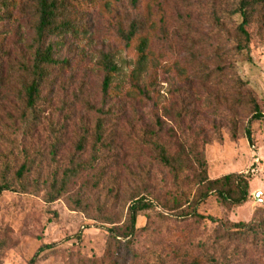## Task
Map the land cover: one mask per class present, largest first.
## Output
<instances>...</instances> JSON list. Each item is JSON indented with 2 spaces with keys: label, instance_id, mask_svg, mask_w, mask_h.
Wrapping results in <instances>:
<instances>
[{
  "label": "rangeland",
  "instance_id": "374dc122",
  "mask_svg": "<svg viewBox=\"0 0 264 264\" xmlns=\"http://www.w3.org/2000/svg\"><path fill=\"white\" fill-rule=\"evenodd\" d=\"M255 2L260 7L249 25L250 47L238 51L235 33L241 17L233 13L236 0H142L137 12L153 20L156 34L139 77V84L147 89L143 97L129 91L130 72L137 62L135 53L127 51L116 35L119 20L97 6V11L85 16L88 31L67 40L60 51L67 64L54 72L45 89L43 137L48 144L51 126L62 129L65 158L73 152L78 132L92 127L97 110L104 109L116 145L104 158L119 184L113 194H107L109 185L97 190L91 184L88 189L77 184L66 197L53 202L47 201L44 191H4L0 196V264L121 262L122 248L119 258L117 247L108 258V225L91 218L95 205L77 210L70 200L79 194L89 201L110 200L107 211L120 227L127 215L124 204L134 186L141 185L140 176L150 191L165 200L173 192V178L155 161L153 133L174 145L173 149L182 145L189 150L193 144L203 149L210 178L232 172L250 178V197L245 203L224 207L210 197L199 207L202 214L248 222L256 208H264V119L254 118L251 104L254 99L264 114V0ZM121 4L125 19L135 13L130 0ZM20 24H0V33L8 36L6 47L12 50L13 62L19 58L18 51L24 50L18 35L28 34L25 21ZM162 25L166 35L159 30ZM107 54L120 71L112 77V94L104 99L101 87ZM10 74L5 75L7 91H0V148L10 147L14 133L10 116L21 106L19 77ZM192 174L193 170L185 173L188 182ZM137 226L136 258L129 257L124 264H197L192 261L202 256L197 243L210 246L215 227L209 220L163 214L159 206L141 212ZM45 245L51 247L39 251ZM200 264L209 263L201 258ZM240 264L253 263L245 259Z\"/></svg>",
  "mask_w": 264,
  "mask_h": 264
},
{
  "label": "trees",
  "instance_id": "16d2710c",
  "mask_svg": "<svg viewBox=\"0 0 264 264\" xmlns=\"http://www.w3.org/2000/svg\"><path fill=\"white\" fill-rule=\"evenodd\" d=\"M142 0H130L135 13L123 17L120 12L122 0H0V24L25 21L28 34L18 35L24 44V50L18 51V60L12 61V50L6 47L7 34L0 33V91H7L5 75L16 73L18 94L21 106L10 116L14 129L9 148H0V196L4 191L40 192L48 202L66 197L77 184L87 187L91 184L97 190L109 185L107 194L116 192L119 180L108 172L104 157H108L116 145L112 143V131L108 127V113L97 110L92 127H83L76 135L74 150L63 158L65 140L62 129L52 125L48 132L52 140L44 141L45 131L41 122L45 98V89L57 69L67 64L61 58V49L70 37L88 31L85 16L92 15L102 7L113 14L119 21L116 35L127 51L136 55L137 66L130 72V89L140 97L147 96L146 86L139 84V77L149 60L150 45L154 39L153 20L138 14ZM256 0H236L234 14L241 17L236 26V49L245 51L250 47L251 32L249 25L254 12L260 7ZM92 9V11H91ZM162 34H167L166 26L160 27ZM10 31V30H8ZM19 31L17 30V33ZM104 78L102 95L106 99L112 94V81L120 71L110 55L103 57ZM17 66L16 70H13ZM12 68V69H11ZM113 75V76H112ZM115 97L120 95L114 93ZM4 101H7L5 98ZM254 118L264 119L259 105L251 99ZM251 137L250 129L246 130ZM155 161L173 178V192L164 200L160 193L150 191L147 181L139 177V183L130 191L124 205L127 207L125 225L116 224L114 215L107 211L110 200L96 197L89 201L86 195L79 194L70 200L73 208L87 210L95 205L94 220L107 224L110 241L107 255L111 259L114 247L124 249L120 257L124 264L127 258H136L133 239L138 229L141 212L159 206L163 214L193 221L209 220L213 229V242L210 246L198 242L201 257L195 256L193 262L200 264L204 258L209 264H240L248 259L253 264H264V208L258 207L248 222H228L212 215H204L199 207L210 197H214L221 206L237 207L250 197V178L241 173H227L217 178L208 175V162L204 150L193 144L191 149L182 145L175 148L168 142L160 141L153 133ZM40 141V144H39ZM88 152V155H85ZM62 162H66L64 165ZM188 162L192 164L188 165ZM193 170L191 180L185 175ZM108 180V181H106ZM84 193V192H83ZM85 199V200H84ZM115 243V244H113ZM51 245L42 246L39 251ZM36 256V255H35ZM35 256L30 258L34 262Z\"/></svg>",
  "mask_w": 264,
  "mask_h": 264
},
{
  "label": "water",
  "instance_id": "95a60500",
  "mask_svg": "<svg viewBox=\"0 0 264 264\" xmlns=\"http://www.w3.org/2000/svg\"><path fill=\"white\" fill-rule=\"evenodd\" d=\"M255 196H256V198H257L258 194H255Z\"/></svg>",
  "mask_w": 264,
  "mask_h": 264
}]
</instances>
